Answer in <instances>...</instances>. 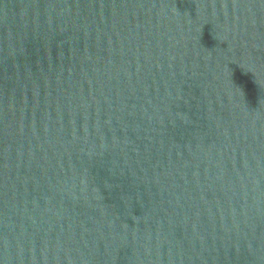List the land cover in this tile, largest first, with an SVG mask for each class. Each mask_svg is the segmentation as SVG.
Listing matches in <instances>:
<instances>
[{
	"label": "water",
	"instance_id": "water-1",
	"mask_svg": "<svg viewBox=\"0 0 264 264\" xmlns=\"http://www.w3.org/2000/svg\"><path fill=\"white\" fill-rule=\"evenodd\" d=\"M0 264H264V0H0Z\"/></svg>",
	"mask_w": 264,
	"mask_h": 264
}]
</instances>
